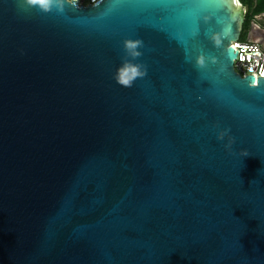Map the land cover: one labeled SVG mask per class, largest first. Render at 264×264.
<instances>
[{
  "label": "water",
  "instance_id": "obj_1",
  "mask_svg": "<svg viewBox=\"0 0 264 264\" xmlns=\"http://www.w3.org/2000/svg\"><path fill=\"white\" fill-rule=\"evenodd\" d=\"M244 19L239 0H0V264H264ZM126 38L146 69L131 87L113 78Z\"/></svg>",
  "mask_w": 264,
  "mask_h": 264
},
{
  "label": "clouds",
  "instance_id": "obj_2",
  "mask_svg": "<svg viewBox=\"0 0 264 264\" xmlns=\"http://www.w3.org/2000/svg\"><path fill=\"white\" fill-rule=\"evenodd\" d=\"M70 4L72 8L79 7V0H18V5L21 10L28 8H38L41 12L48 13L55 9L57 12L65 10V4ZM143 46V41L136 38H126L122 42V47L126 54V58L122 59L121 63L116 67L113 78L123 87H131L133 83L146 74L145 67L139 63L134 62L137 57L141 56L140 48ZM198 62H201L198 58ZM228 135V130H220L217 132V139H224ZM226 147H231V140ZM241 155L248 156L246 150H241Z\"/></svg>",
  "mask_w": 264,
  "mask_h": 264
},
{
  "label": "built area",
  "instance_id": "obj_3",
  "mask_svg": "<svg viewBox=\"0 0 264 264\" xmlns=\"http://www.w3.org/2000/svg\"><path fill=\"white\" fill-rule=\"evenodd\" d=\"M97 0H79V5H91ZM237 51L233 61L235 70L241 75H253L255 79L264 78V48L259 42L241 41L232 42Z\"/></svg>",
  "mask_w": 264,
  "mask_h": 264
},
{
  "label": "crops",
  "instance_id": "obj_4",
  "mask_svg": "<svg viewBox=\"0 0 264 264\" xmlns=\"http://www.w3.org/2000/svg\"><path fill=\"white\" fill-rule=\"evenodd\" d=\"M240 2V1H239ZM245 10V14L248 12L253 13V6L243 4L240 2ZM258 18L262 21L258 22ZM248 22V34L244 35L245 41L259 42L264 48V12L256 15H252Z\"/></svg>",
  "mask_w": 264,
  "mask_h": 264
},
{
  "label": "trees",
  "instance_id": "obj_5",
  "mask_svg": "<svg viewBox=\"0 0 264 264\" xmlns=\"http://www.w3.org/2000/svg\"><path fill=\"white\" fill-rule=\"evenodd\" d=\"M239 1L242 2L243 4L253 6V10H252L253 13H251V15L248 12L245 14V19L242 25V30L244 31L245 29L248 28V22H250L249 19L251 18L252 15H256L261 12H264V0H239ZM240 37H242V34ZM240 40L245 41V39H240Z\"/></svg>",
  "mask_w": 264,
  "mask_h": 264
},
{
  "label": "rangeland",
  "instance_id": "obj_6",
  "mask_svg": "<svg viewBox=\"0 0 264 264\" xmlns=\"http://www.w3.org/2000/svg\"><path fill=\"white\" fill-rule=\"evenodd\" d=\"M260 21H262V20H260L259 18H258V22H260ZM242 37H240V39H245L244 38V35H246V34H248V28L247 29H245L244 31L242 30Z\"/></svg>",
  "mask_w": 264,
  "mask_h": 264
}]
</instances>
